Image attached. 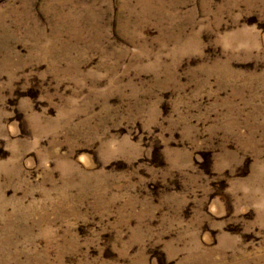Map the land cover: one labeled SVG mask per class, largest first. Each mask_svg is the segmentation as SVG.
Segmentation results:
<instances>
[{
  "label": "rangeland",
  "instance_id": "rangeland-1",
  "mask_svg": "<svg viewBox=\"0 0 264 264\" xmlns=\"http://www.w3.org/2000/svg\"><path fill=\"white\" fill-rule=\"evenodd\" d=\"M0 264H264V0H0Z\"/></svg>",
  "mask_w": 264,
  "mask_h": 264
}]
</instances>
